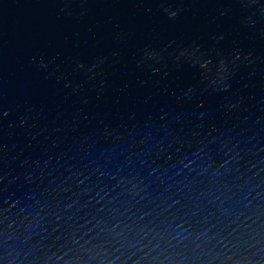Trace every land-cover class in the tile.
Listing matches in <instances>:
<instances>
[{"label":"water","instance_id":"water-1","mask_svg":"<svg viewBox=\"0 0 264 264\" xmlns=\"http://www.w3.org/2000/svg\"><path fill=\"white\" fill-rule=\"evenodd\" d=\"M0 264H264V0H0Z\"/></svg>","mask_w":264,"mask_h":264}]
</instances>
